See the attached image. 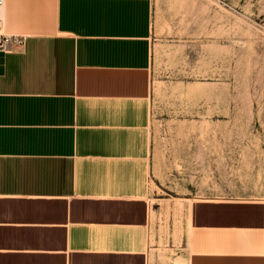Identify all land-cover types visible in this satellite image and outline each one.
Wrapping results in <instances>:
<instances>
[{
	"label": "crops",
	"instance_id": "crops-1",
	"mask_svg": "<svg viewBox=\"0 0 264 264\" xmlns=\"http://www.w3.org/2000/svg\"><path fill=\"white\" fill-rule=\"evenodd\" d=\"M3 1L22 43L0 50V264H264V196L191 202L160 234L150 0Z\"/></svg>",
	"mask_w": 264,
	"mask_h": 264
},
{
	"label": "rangeland",
	"instance_id": "rangeland-1",
	"mask_svg": "<svg viewBox=\"0 0 264 264\" xmlns=\"http://www.w3.org/2000/svg\"><path fill=\"white\" fill-rule=\"evenodd\" d=\"M150 3L149 202L167 238L186 204L264 196V0Z\"/></svg>",
	"mask_w": 264,
	"mask_h": 264
},
{
	"label": "built area",
	"instance_id": "built-area-1",
	"mask_svg": "<svg viewBox=\"0 0 264 264\" xmlns=\"http://www.w3.org/2000/svg\"><path fill=\"white\" fill-rule=\"evenodd\" d=\"M3 5L4 1L0 0V50L5 51L8 49L10 44H21L22 39L17 36L4 35L2 33L4 26V17H3Z\"/></svg>",
	"mask_w": 264,
	"mask_h": 264
}]
</instances>
